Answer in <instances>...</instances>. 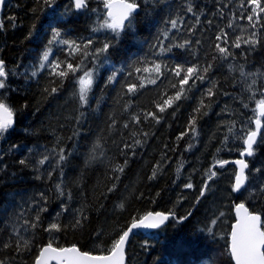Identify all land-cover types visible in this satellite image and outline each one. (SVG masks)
<instances>
[{
	"label": "trees",
	"instance_id": "1",
	"mask_svg": "<svg viewBox=\"0 0 264 264\" xmlns=\"http://www.w3.org/2000/svg\"><path fill=\"white\" fill-rule=\"evenodd\" d=\"M85 2L81 9L74 0H4L2 6L0 60L8 75L0 98L13 108L14 125L0 143V261L33 264L49 241L56 247L76 245L94 255L106 254L134 218L163 212L173 214L165 227L133 234L126 264H233L227 248L234 205L244 202L264 217L259 191L264 187V135L246 159L247 184L256 181L250 198L232 191L233 165H216L240 158L243 144L237 137L255 128L264 75L245 78L241 66L245 73H264V13L252 27L247 20L252 6L245 2L241 7L242 0H136L132 25L116 36L109 29L93 31L106 14L103 0ZM172 19L177 20L175 28ZM53 28L60 32L55 40ZM221 29L228 36L226 45L216 40ZM253 32L257 43H243ZM237 37L239 48L232 47ZM89 39L93 43L84 49ZM62 40L75 41L80 48L74 50ZM185 41L183 48L178 46ZM105 42L111 43L108 52L94 55ZM217 43L232 55L220 59ZM49 48V61L60 64L57 71H67L68 64H80L81 69L59 77L47 61L40 68V57ZM154 64L161 65L159 74L143 71ZM209 64L211 70L204 73ZM177 65L180 76L175 74ZM191 66L204 79H190L181 98L160 112L158 106L175 97ZM83 70L93 71L94 83L81 106L74 92ZM129 85H136L133 92H128ZM53 87L57 92L51 93ZM261 122L264 133L263 118ZM60 149L64 161H59ZM43 156L48 159L40 164ZM154 169L155 178L149 179ZM209 169L216 176L200 197ZM189 182L191 189L184 187ZM222 192L226 197L219 200ZM81 217L86 219L73 227ZM32 222L37 227H30ZM54 222L60 230L45 231ZM21 237L30 243L17 252Z\"/></svg>",
	"mask_w": 264,
	"mask_h": 264
},
{
	"label": "snow or ice",
	"instance_id": "2",
	"mask_svg": "<svg viewBox=\"0 0 264 264\" xmlns=\"http://www.w3.org/2000/svg\"><path fill=\"white\" fill-rule=\"evenodd\" d=\"M251 5V12L247 15V20L252 27H255V24L259 22L261 19L260 14L264 13V3L261 0H242L241 7L244 6V3ZM3 3V0H0V4ZM46 4L52 3V0H45ZM104 7L106 9V14L102 22L98 23V27L93 28V31H98L100 29H109L116 36L120 35V32L124 30L126 27H130L132 25L133 14L136 12L139 5L136 3V0H103ZM74 5L76 9H81L86 6L85 0H74ZM189 12L192 11L191 5L188 6L187 9ZM197 23H199V17H197ZM210 23V22H209ZM170 24L172 28L177 26V20H170ZM228 27H233L232 23L229 22ZM53 40L60 36V32L53 28L52 29ZM167 35V33H164ZM252 39L244 40L243 43L255 45L257 41L254 39L256 33L253 32ZM217 41H222L225 45L228 43L227 33L221 29L220 33L216 36ZM53 41L50 40L48 43L51 44ZM63 44L69 45L73 47L74 50H78L80 45H76L75 41L70 40H62L60 41ZM93 43L92 40H88L84 43V49H87L89 45ZM188 41H185L184 44L178 45L183 48ZM199 43V41H197ZM241 43V37H237L236 41L233 42L232 47L239 48ZM111 47L110 42L103 43L102 47H98L95 49L94 55H99L103 53H107L109 48ZM216 51L219 53L220 59H227L232 53L228 50L227 47L221 46L220 43L215 45ZM51 49H46L41 57L39 62V67L44 68L45 62H49L52 67V73L59 77H66L69 72L75 73L78 69H81V65H67V71L60 70L59 62L49 61V54ZM217 57H213L216 59ZM231 67V66H230ZM212 68V65L209 64L207 67L203 68V72L207 73ZM137 72L141 71V69L137 68ZM144 72H154L159 74L161 72V65L154 64L152 68L145 67L143 68ZM175 74L180 76L181 74V66L177 65V69ZM8 72L5 68V62L0 60V89H4L6 87V77ZM32 75H36L35 72ZM115 72L112 73L108 77V81L111 82L115 78ZM241 75L245 78L254 77L257 75H264V73H245L243 70V66H241ZM193 77L197 79L203 80L204 76L198 74V69L196 66L188 67L185 75L180 80V90L176 92L175 97H169L164 101L163 106H158L159 111L163 112L165 107L171 106L173 100H179L184 92V85L188 84L189 80ZM94 83V73L92 70H83V74L77 77L76 85L77 89L74 92V95H78L79 102L81 106L87 104L89 93L92 90ZM150 83H155V80H151ZM256 80L253 79L252 83L248 85V90L252 91V85H255ZM141 87L143 84L140 85ZM136 88V85H129L128 92H133ZM57 88L53 87L51 89V93L57 92ZM45 91H48L45 89ZM212 89H209L208 95H212ZM252 98V97H250ZM247 107V105H245ZM256 118L254 120L255 129L248 130L242 137H237L242 140L243 150L240 152L241 157L247 155H254V145L257 144L258 135H264L262 133V122L261 117H264V99H260L256 101ZM14 110L13 108L6 103V101L0 98V138H3L4 135L13 127ZM147 116H152L153 119H156L159 122L158 117H156L153 113H147ZM79 119V118H78ZM195 121L192 120L190 124L192 127L190 130L195 134ZM127 126V125H125ZM229 132H232V128H229ZM185 133H182L183 136ZM179 139V138H178ZM227 140V137L225 138ZM136 144H139L140 141L136 140ZM17 147V146H13ZM98 147V145H97ZM125 147H130L129 145H125ZM64 150L60 149L59 161H64L66 156L63 154ZM48 157H44V159L40 160L39 163L43 164ZM25 160H20V164H25ZM127 163V162H126ZM221 167L224 164L228 163V161H218ZM239 166V170L235 173V182L232 184V191L239 192L245 185L246 175L245 169L248 168V164L243 160H236L234 162ZM123 167H119L117 171L123 172ZM179 172V168L177 169ZM156 175L155 169L153 170V175L149 177V179H154ZM207 179L204 181L203 187L200 191V197L205 195L209 184L208 182L216 176V172L212 169H209L206 173ZM39 178V177H38ZM118 179V177H117ZM185 188L191 189L193 184L191 182L184 185ZM112 189H109L111 191ZM56 191L63 195L64 193L61 191V186L59 184L56 185ZM260 194L264 195V187L260 190ZM251 195V193H250ZM43 196V194H41ZM197 200H199V198ZM118 207L123 208V204L118 205ZM235 208V222L231 225V231L229 233V244L227 248V253L230 256L233 264H264V217L261 214L250 211L249 208L245 205L244 202L237 203L234 205ZM173 215L172 213L165 214L161 212H147L145 215L139 217V219L134 218L130 227L126 230H122L118 235V238L114 239L110 248L107 249L106 254L94 255L91 252L81 251L76 245H72L70 247H56L53 246V243L49 241L46 245L42 246L39 249V254L34 258L33 264H50V261H55L56 264H125V245L129 240L130 234L134 229L145 228V229H157L161 225L165 223L166 220L169 219V216ZM224 213L221 212L220 216H223ZM40 219L39 215L36 217V221L38 222ZM86 219V217L77 218L73 224V227L80 226L81 220ZM183 219V218H181ZM28 224V221H25ZM213 224L216 223L215 220L212 221ZM30 227H37L36 222H32ZM60 225L58 223L49 224L48 228L45 231H59ZM211 232V228L208 229ZM23 241V243L20 242ZM16 244V251L21 252L26 250L29 246V240L23 237L20 238ZM5 248L9 247L8 244L4 245ZM0 264H4L3 261H0Z\"/></svg>",
	"mask_w": 264,
	"mask_h": 264
},
{
	"label": "water",
	"instance_id": "3",
	"mask_svg": "<svg viewBox=\"0 0 264 264\" xmlns=\"http://www.w3.org/2000/svg\"><path fill=\"white\" fill-rule=\"evenodd\" d=\"M3 3H4V0H3ZM3 3L0 4V13H1V10H2V5H3ZM263 81H264V78H263ZM261 118L264 119V117H261ZM13 125H14V124H13ZM262 125H263V124H262ZM254 127H256L255 124H254ZM254 129H255V128H254ZM261 131H262V129H261ZM258 137H259V135H258ZM258 137H257V139H258ZM254 146H255V145H254ZM249 157H250V156H247V155L241 157V155H240V158H238V159H236V160L243 159V160L247 163V160H246V159L249 158ZM236 160H232V161H229L228 163L224 164V165H228V164L233 165L234 168H235V173L239 170V166H238L237 164L234 163ZM247 164H248V163H247ZM224 165H223V166H224ZM216 166L221 167L220 164H217ZM247 170H248V168L245 169V175H246V173H247ZM246 177H247V175H246ZM234 182H235V176H234L233 183H234ZM246 186H247V179H246V182H245L244 187H243L239 192H234L235 195H236V196H239V195L243 192V190L246 188ZM240 203H241V202H240ZM161 213H163V212H161ZM233 213H234V217L236 218V216H235V208L233 209ZM165 214H169V213H165ZM170 217H171V215L169 216V219H170ZM169 219H168V220H169ZM168 220H166L165 223H164L163 225H161V226H160L159 228H157V229H145V228L134 229L133 232H132V233L130 234V236H129V240H130V238L133 236V234H134L135 232H137V231H141V232H143V231H144V232H154V231H156V230H159V229L165 227L166 224H167V222H168ZM234 222H235V221H234ZM130 225H131V224H130ZM129 227H130V226H129ZM129 240H128V242H129ZM128 242H127L126 245H125V264H126V248H127ZM38 254H39V253H38ZM232 263H233V262H232ZM50 264H56V262H55V261H50Z\"/></svg>",
	"mask_w": 264,
	"mask_h": 264
},
{
	"label": "rangeland",
	"instance_id": "4",
	"mask_svg": "<svg viewBox=\"0 0 264 264\" xmlns=\"http://www.w3.org/2000/svg\"><path fill=\"white\" fill-rule=\"evenodd\" d=\"M82 75V74H81ZM1 139V138H0ZM48 155V151H46V155H44V156H47ZM43 156V157H44ZM235 176V175H234ZM248 183V182H247ZM255 183H256V181L255 182H252L251 184H247V186H246V188L243 190V194H245V195H243L245 198H250L254 193H255V189H254V185H255ZM250 193H251V195H250ZM225 197H226V194L224 193V192H222V194H220L219 196H218V199L219 200H224L225 199ZM209 198H211V196H209L206 200L208 201L209 200ZM219 202H221V201H219Z\"/></svg>",
	"mask_w": 264,
	"mask_h": 264
},
{
	"label": "bare ground",
	"instance_id": "5",
	"mask_svg": "<svg viewBox=\"0 0 264 264\" xmlns=\"http://www.w3.org/2000/svg\"><path fill=\"white\" fill-rule=\"evenodd\" d=\"M247 163H248V162H247ZM249 210H250V209H249ZM131 238H132V237H131ZM131 238H130V239H131ZM12 259H13V258H12Z\"/></svg>",
	"mask_w": 264,
	"mask_h": 264
}]
</instances>
